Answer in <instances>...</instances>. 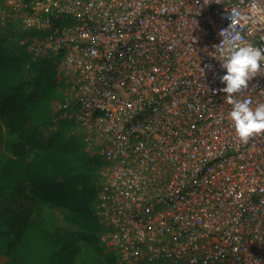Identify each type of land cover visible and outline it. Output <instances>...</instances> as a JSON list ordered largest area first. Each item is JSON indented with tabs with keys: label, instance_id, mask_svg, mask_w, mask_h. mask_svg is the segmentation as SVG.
<instances>
[{
	"label": "built area",
	"instance_id": "1",
	"mask_svg": "<svg viewBox=\"0 0 264 264\" xmlns=\"http://www.w3.org/2000/svg\"><path fill=\"white\" fill-rule=\"evenodd\" d=\"M28 7L40 17L26 25L44 30L30 51L64 53L65 116L106 162V248L125 264H264V133L241 141L218 91L219 43L264 46V0ZM234 10L247 19L230 26ZM233 95L264 103V68Z\"/></svg>",
	"mask_w": 264,
	"mask_h": 264
},
{
	"label": "trees",
	"instance_id": "2",
	"mask_svg": "<svg viewBox=\"0 0 264 264\" xmlns=\"http://www.w3.org/2000/svg\"><path fill=\"white\" fill-rule=\"evenodd\" d=\"M35 1L42 0L22 3ZM43 32L17 20L0 24V264H125L102 243L95 209L106 162L65 116L64 53L29 49ZM51 206L66 211L71 228L46 225Z\"/></svg>",
	"mask_w": 264,
	"mask_h": 264
},
{
	"label": "clouds",
	"instance_id": "3",
	"mask_svg": "<svg viewBox=\"0 0 264 264\" xmlns=\"http://www.w3.org/2000/svg\"><path fill=\"white\" fill-rule=\"evenodd\" d=\"M230 19V26H235L247 18L234 10ZM239 39L236 34L231 38L223 37L219 43L220 67L225 71L219 77L224 86L218 91L226 94L224 99L232 106L228 116L236 135L247 142L249 138L264 133V103L253 108L247 98L237 99L233 94H241L249 86V81L264 68V46L243 45Z\"/></svg>",
	"mask_w": 264,
	"mask_h": 264
},
{
	"label": "rangeland",
	"instance_id": "4",
	"mask_svg": "<svg viewBox=\"0 0 264 264\" xmlns=\"http://www.w3.org/2000/svg\"><path fill=\"white\" fill-rule=\"evenodd\" d=\"M27 8L28 6L22 4V0H4L0 7V24H4L7 21L14 22L17 20L18 26H24L26 23L29 24L30 22H36L40 15L32 13L30 10H27ZM3 16L4 18L2 19ZM43 36H36L35 38ZM25 38H23V42L30 40L29 38ZM5 148V141L0 137V153H6ZM47 210L46 225L49 228L58 226L71 228V222L63 208L51 206L48 207ZM1 240L3 239H0V241Z\"/></svg>",
	"mask_w": 264,
	"mask_h": 264
}]
</instances>
